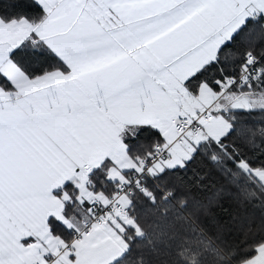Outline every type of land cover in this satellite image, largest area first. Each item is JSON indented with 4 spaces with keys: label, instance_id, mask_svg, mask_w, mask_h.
<instances>
[{
    "label": "snow or ice",
    "instance_id": "1",
    "mask_svg": "<svg viewBox=\"0 0 264 264\" xmlns=\"http://www.w3.org/2000/svg\"><path fill=\"white\" fill-rule=\"evenodd\" d=\"M0 264H264V0H0Z\"/></svg>",
    "mask_w": 264,
    "mask_h": 264
},
{
    "label": "trees",
    "instance_id": "2",
    "mask_svg": "<svg viewBox=\"0 0 264 264\" xmlns=\"http://www.w3.org/2000/svg\"><path fill=\"white\" fill-rule=\"evenodd\" d=\"M255 119H259V115L257 114V116L255 117ZM255 127L258 129V128H260L261 127V125H259V124H257V125H255Z\"/></svg>",
    "mask_w": 264,
    "mask_h": 264
}]
</instances>
